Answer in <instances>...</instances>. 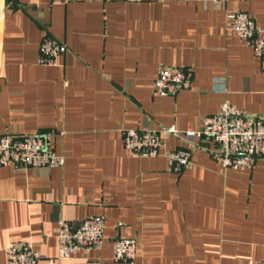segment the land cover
I'll list each match as a JSON object with an SVG mask.
<instances>
[{"label": "crops", "instance_id": "0c3cea01", "mask_svg": "<svg viewBox=\"0 0 264 264\" xmlns=\"http://www.w3.org/2000/svg\"><path fill=\"white\" fill-rule=\"evenodd\" d=\"M0 135L49 134L58 168L0 166V264L10 244L57 254V222L103 216L98 250L61 264L112 260L116 239H134L132 264H258L264 261V158L224 169L202 143L189 166L130 158L123 132L196 131L228 102L264 119V72L226 16L246 13L264 31V0H0ZM65 47L39 63L44 38ZM161 67L191 73L164 98L151 87ZM40 264H46L41 262Z\"/></svg>", "mask_w": 264, "mask_h": 264}, {"label": "built area", "instance_id": "2783aa9c", "mask_svg": "<svg viewBox=\"0 0 264 264\" xmlns=\"http://www.w3.org/2000/svg\"><path fill=\"white\" fill-rule=\"evenodd\" d=\"M64 3L69 0H61ZM110 2L112 0H102ZM5 6L0 2V19ZM229 31L247 42L264 72V31L243 12L226 16ZM65 47L60 42L44 38L39 45V63L55 65ZM191 73L180 68L161 67L152 82L153 97L164 98L189 88ZM123 148L130 158H156L170 137H180L185 146L165 154L169 172L179 174L189 166L191 151L202 143L217 146L213 158L222 168L234 171L251 169L264 158V119L246 116L228 102H224L217 114L202 119L196 131L179 133L174 126L162 128L157 133L147 130H126L122 134ZM0 166L13 168H58L63 158L57 156L49 145V134L0 135ZM57 254L48 258L30 244H10L5 249L6 264H61L80 254L98 250L103 240L104 217H88L78 227L65 221L57 222ZM136 253L134 239H116L112 244L114 262L132 264ZM258 264H264V261Z\"/></svg>", "mask_w": 264, "mask_h": 264}, {"label": "water", "instance_id": "95a60500", "mask_svg": "<svg viewBox=\"0 0 264 264\" xmlns=\"http://www.w3.org/2000/svg\"><path fill=\"white\" fill-rule=\"evenodd\" d=\"M78 225H79V224H78ZM78 225H77V226H74V227L76 228V227H78Z\"/></svg>", "mask_w": 264, "mask_h": 264}]
</instances>
